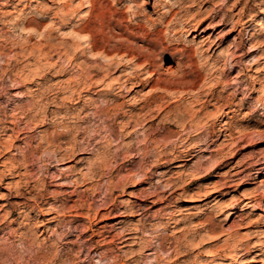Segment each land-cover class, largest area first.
<instances>
[{
  "label": "rangeland",
  "instance_id": "1",
  "mask_svg": "<svg viewBox=\"0 0 264 264\" xmlns=\"http://www.w3.org/2000/svg\"><path fill=\"white\" fill-rule=\"evenodd\" d=\"M263 57L264 0H0V121H31L0 138V264H264V164L228 182L264 161Z\"/></svg>",
  "mask_w": 264,
  "mask_h": 264
},
{
  "label": "bare ground",
  "instance_id": "2",
  "mask_svg": "<svg viewBox=\"0 0 264 264\" xmlns=\"http://www.w3.org/2000/svg\"><path fill=\"white\" fill-rule=\"evenodd\" d=\"M6 1V3H8V2H10V1H12V0H5ZM4 5H5V3H4ZM262 12V11H261ZM102 13V12H101ZM100 13V14H101ZM100 16V15H99ZM109 17V16H108ZM100 29L101 30H98V31H102L104 34H105V31L108 29H111V20L110 19H107L106 18V15L104 16V14L103 15H101L100 16ZM32 19V18H31ZM89 19V18H88ZM96 20V19H95ZM31 21V20H30ZM29 21V22H30ZM94 22V21H93ZM95 23H96V21H95ZM88 25V24H87ZM90 25H92V23H90ZM95 25V24H94ZM93 25V26H94ZM91 26H89V28H90ZM99 27H98V29H99ZM80 29V28H79ZM89 29H87L86 30V28L85 27H82L81 29H80V31H88ZM93 30V29H92ZM92 30H89V31H92ZM112 30V29H111ZM113 30H115L114 28H113ZM121 30V29H120ZM94 31H95V29H94ZM97 31V30H96ZM93 32V31H92ZM101 32V33H102ZM113 32V31H112ZM117 33V32H116ZM115 33V34H116ZM108 33H106V35H107ZM120 34H122V33H120ZM106 35H104V36H106ZM115 36V35H114ZM117 37H118V34L116 35ZM109 36L107 35V41H108V38ZM117 37H115L116 39H117ZM120 38L119 39H121V36H119ZM123 38V37H122ZM111 40H112V38H111ZM103 41V40H102ZM104 42V41H103ZM108 43H110V42H108ZM123 43V42H122ZM89 44V43H88ZM105 44V43H104ZM107 44V43H106ZM111 45V44H110ZM90 49H91V51L93 52V51H95L96 49L98 50V45L97 44H95V43H91L90 45ZM100 46V45H99ZM103 47V46H102ZM118 47V46H117ZM109 48V47H108ZM100 49V48H99ZM103 50H104V47H103ZM110 50V49H109ZM106 51V50H105ZM175 52V51H174ZM94 54V53H93ZM103 54H105V53H103ZM106 54H107V51H106ZM185 57V56H184ZM264 58V57H263ZM114 61V60H113ZM178 65V64H177ZM107 66V65H106ZM113 67V65H110L109 66V69H111ZM91 74H92V78H94V76L95 77H97V76H99L100 74H99V72H97V71H93V72H91ZM80 76V75H79ZM152 76V75H151ZM109 77V76H108ZM107 77V78H108ZM130 77V81H134V82H136V81H138V79H139V77L137 76V74H133L132 76H129ZM91 78V79H92ZM99 78H101V77H99ZM152 77H150V79H151ZM16 79V78H15ZM80 79V78H79ZM102 79V78H101ZM113 80V79H112ZM160 80V79H159ZM77 81V80H76ZM89 81V80H88ZM111 81V80H110ZM80 82V81H79ZM87 82V81H86ZM160 82V81H159ZM164 82V81H163ZM166 82H167V80H166ZM74 83V82H73ZM89 84V83H88ZM87 84V85H88ZM100 85V84H99ZM136 85V84H135ZM159 85V84H158ZM80 86V85H79ZM78 86V87H79ZM83 86V85H82ZM101 86V85H100ZM120 87V86H119ZM115 88V87H114ZM121 88H122V86H121ZM88 90V89H87ZM75 91V90H74ZM121 92V91H120ZM76 93V92H75ZM74 93V94H75ZM122 93H123V91H122ZM127 94V93H126ZM123 95V94H122ZM41 96V95H40ZM81 96V95H80ZM116 96V95H115ZM120 98V97H119ZM196 98V97H195ZM71 99V98H70ZM117 100H119V99H115L114 101H113V103H115V101H117ZM67 101V100H66ZM200 101V100H199ZM32 102H34V101H32ZM37 102V101H36ZM42 102V101H41ZM111 102V101H110ZM38 103V102H37ZM106 103V102H105ZM112 103V105L111 106H113V107H111L110 109L113 111V115L115 116V123L114 124H117V121L121 118V116L124 114H126L127 116H128V120H126V122H123V120L122 121H120L119 122V124L121 125V127H120V131H119V133H120V137L122 138V139H129V138H132V137H134L135 135H137V122H138V120H140V119H138V115H137V113H135L134 114V110H137V108H134L133 110H127V111H123L124 110V104L123 103H119V104H113ZM117 103V102H116ZM208 103V102H207ZM205 104V103H204ZM203 104V105H204ZM31 105V104H30ZM108 105H110L109 103L107 104V106ZM35 106V105H34ZM166 106V105H165ZM19 107V106H18ZM41 107V106H40ZM14 108V107H13ZM163 108V107H162ZM20 108H17V109H14V111H16V113L18 112H20L22 115H21V117H17L16 115L18 114H16V115H14V116H7L6 118H8V117H12V120L11 121H9V122H7V124L9 123L10 125H12V127H8V126H2V122L0 121V138L1 137H3V135L5 136V134L8 132V131H13V132H15V133H17V136L18 137H15V138H19V137H21V135L23 134V132L25 131H23L22 132V130L23 129H20L19 128V125H20V123L21 122H23L24 124H25V126L27 127L28 125H30V120L28 119L29 117H28V115L24 112V111H18ZM27 109V108H26ZM43 109V108H42ZM104 109V108H103ZM146 109V107L145 106H143L142 108H141V110L140 111H144ZM164 109V108H163ZM33 110V109H32ZM31 110V111H32ZM148 110H149V108H148ZM46 111V110H45ZM102 111V110H101ZM106 111H108V110H106ZM105 111V112H106ZM129 111V112H128ZM150 111V110H149ZM8 112V111H7ZM33 112V111H32ZM104 112V111H103ZM14 113V112H13ZM148 113V112H147ZM35 114V113H34ZM111 114V113H110ZM20 115V114H19ZM36 115H37V113H36ZM138 116V117H137ZM5 117V116H4ZM53 117V116H52ZM2 120V119H1ZM55 120H56V118H55ZM43 121V120H42ZM112 121V120H111ZM5 122V121H4ZM150 122V121H149ZM145 125H147L146 123H144ZM226 124V122H224L223 121V124L222 125H225ZM150 127V126H149ZM106 128V127H105ZM27 129V128H26ZM142 129V128H141ZM105 130V129H104ZM139 130H140V128H139ZM21 131V132H20ZM68 131V130H67ZM103 131V130H102ZM110 138H112V137H115V131L111 128L110 130ZM87 132H89V131H87ZM105 132V131H104ZM224 132V130H222V133ZM27 133V132H26ZM108 133V132H107ZM139 133V132H138ZM14 134V133H13ZM107 135V134H106ZM95 136V135H94ZM109 136V135H108ZM228 136H230V137H232L233 136V133L231 134H229ZM106 137V136H105ZM7 138V137H6ZM5 138V139H6ZM26 137L24 136V137H22V138H20V139H22V140H27L26 142H24V143H26V145H29V143H30V141H28V139H25ZM29 138V137H28ZM120 140V139H119ZM123 140V141H124ZM132 140V139H131ZM4 141V140H3ZM76 141V140H75ZM122 141V140H121ZM77 142V141H76ZM48 143V142H47ZM111 143H112V141H111ZM127 143V142H126ZM9 144V143H8ZM130 145V144H129ZM30 147H31V145H29ZM89 146V145H88ZM35 147V146H34ZM109 147H110V145H109ZM127 147H128V145H127ZM2 148H3V150H2ZM28 148V147H27ZM93 148V147H92ZM120 148V147H119ZM122 148V147H121ZM133 147H129V151H131V149H132ZM11 149H13V146L12 145H4V142H2V140L0 139V162L1 163H3V165L5 164V162H4V160L3 161H1V159H2V157H3V155H5V154H3L2 152L4 151V150H7L8 152L11 150ZM87 149V148H86ZM118 149V148H117ZM22 150V149H21ZM27 150V149H26ZM84 150V149H83ZM89 150V149H88ZM137 150V149H136ZM25 151V150H24ZM33 151V150H32ZM73 152V151H72ZM192 152H195V150H189V151H187L186 152V154L185 155H183L182 157H184V160H190V158L191 157H193L194 155H192ZM134 153V152H133ZM1 154H3V155H1ZM22 154H24L23 155V158L25 159V157H26V153H23V150H22ZM34 154V153H33ZM111 154V153H110ZM121 154H122V152H121ZM137 154V153H136ZM72 155V154H71ZM181 156V155H180ZM134 157V156H133ZM15 158V157H14ZM54 159H58V158H54ZM115 159H116V157H115ZM20 160V159H19ZM10 162H11V160H10ZM16 162V161H15ZM15 162H14V160H12V165H11V167L10 168H8V170H7V175H16L15 177H19V176H21V174L19 173V174H17V171H19V170H21V167H22V165L21 164H15ZM18 162V161H17ZM22 162H23V160H22ZM24 163V162H23ZM214 163V162H213ZM112 164V163H111ZM264 164V161L263 162H260V163H256L252 168H250L249 169V174H246V175H244V176H242L241 178H236V179H231V180H229L228 182H234V181H238V180H242V179H247V180H254L255 181V174L258 172V170L259 169H257V168H255L256 166H259V165H263ZM2 165V164H1ZM221 165H222V163H217V162H215V164H213V165H211V166H209L208 168H207V172H206V174H205V177H211V176H213V174L217 171V170H219L220 169V167H221ZM26 166H27V164H26ZM104 166V165H103ZM118 168H119V166H118ZM104 169V168H103ZM246 170H248V168H246V169H242L241 171H239V172H237V173H235L234 175H232V177H238L239 175H241V174H243V173H245L246 172ZM100 171V170H99ZM98 171V172H99ZM95 172H97V171H95ZM107 172V171H106ZM93 173V172H92ZM130 173V172H129ZM107 174V173H106ZM5 175V173H1L0 172V176H3V177H6V176H4ZM135 176H137V174H132V176L130 177V181H133V178L135 177ZM107 179V178H106ZM195 180V179H194ZM197 180V179H196ZM3 181V180H2ZM227 182V183H228ZM226 183V184H227ZM262 186L264 185V180L263 181H261V183H260ZM108 188V187H107ZM211 191V190H210ZM216 190H214V191H212L211 193H214ZM22 192V191H21ZM114 196V192H112V193H110V200L112 199V197ZM250 197V196H249ZM248 197V198H249ZM247 198V199H248ZM252 197H250L249 199H251ZM189 199V198H188ZM253 199V198H252ZM188 201H190V202H192L193 200L192 199H190V200H188ZM112 202V201H111ZM111 205H113V203L111 204ZM36 207H40L38 204H36ZM114 211V209H111L110 210V212L112 213ZM126 211H128V210H126ZM137 212V211H136ZM240 213H241V210L240 209H233V210H230L229 212H227V216H226V218H225V222H227V223H229V222H231L237 215H240ZM98 216H99V213L97 214ZM131 234H132V232H131ZM131 234H125V235H123L124 237H126V238H123L124 240L123 241H127V240H129V239H131V237H129V235H131ZM260 235V240H257V241H255L254 242V246H253V250H249L248 251V253H250V254H254V253H256L257 251H260L263 247H264V240L262 241L261 239L262 238H264V233L262 232V233H260L259 234ZM136 239V238H135ZM178 243V242H177ZM161 248V247H160ZM158 249V248H157ZM160 251V250H159ZM209 252V251H208ZM155 253V252H154ZM177 253V252H176ZM151 254H153V253H151ZM150 255V254H149ZM178 255V254H177ZM180 255H181V253H180ZM232 257V256H231ZM234 257V256H233ZM231 258V260L232 261H239V264H245L246 262H245V259H237V257H234V258ZM170 259V258H169ZM255 256H251L250 257V262H254L255 260ZM160 261V260H159ZM157 262V261H156ZM220 262L221 261H217L216 263H214V264H220ZM169 263V262H168ZM175 263V260H173L172 262H171V264H174ZM248 263V262H247Z\"/></svg>",
  "mask_w": 264,
  "mask_h": 264
}]
</instances>
